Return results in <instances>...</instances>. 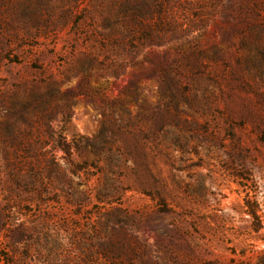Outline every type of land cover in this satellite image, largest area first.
Here are the masks:
<instances>
[{
	"label": "rangeland",
	"instance_id": "rangeland-1",
	"mask_svg": "<svg viewBox=\"0 0 264 264\" xmlns=\"http://www.w3.org/2000/svg\"><path fill=\"white\" fill-rule=\"evenodd\" d=\"M0 264H264V0H0Z\"/></svg>",
	"mask_w": 264,
	"mask_h": 264
},
{
	"label": "trees",
	"instance_id": "trees-1",
	"mask_svg": "<svg viewBox=\"0 0 264 264\" xmlns=\"http://www.w3.org/2000/svg\"><path fill=\"white\" fill-rule=\"evenodd\" d=\"M102 132H103V128H101V130H100V132L93 138L94 140L95 139H97L98 137H100V135H102ZM80 140H84L85 141V143H91L92 142V140H90V139H87V138H79ZM76 142H77V139H75V138H73L72 139V141L70 142V143H64V145H59V147H60V149L63 151V153L64 154H66V155H70V153H71V150L72 149H75L76 150ZM104 143H101V145H103ZM245 206H247V210H249V214H250V216L254 219V220H256V215H255V213L253 212V209L251 208L250 209V207L247 205V203L245 204ZM251 210V211H250Z\"/></svg>",
	"mask_w": 264,
	"mask_h": 264
}]
</instances>
